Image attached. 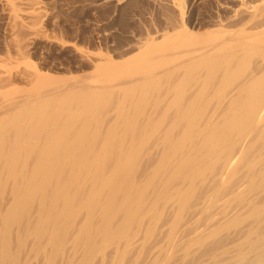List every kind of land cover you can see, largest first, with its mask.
Returning <instances> with one entry per match:
<instances>
[{"label":"bare ground","instance_id":"1","mask_svg":"<svg viewBox=\"0 0 264 264\" xmlns=\"http://www.w3.org/2000/svg\"><path fill=\"white\" fill-rule=\"evenodd\" d=\"M4 1L0 20L8 16L4 27L12 33L2 32L0 51L7 61L0 60L24 61L29 68L13 69L14 74L11 64V70L8 64V70L2 68L3 61L0 95L35 92L36 85L66 79L34 58L37 39L68 44L63 34L47 28V1ZM237 6L233 15L227 10L215 14L217 19L206 23L208 30L191 33L182 27L181 34L206 46L191 48L187 53L192 58L187 56L183 65L173 62L176 72L170 65L169 72L163 69L168 76L185 78L183 85H168L179 94L173 100L163 97L159 78L165 74L147 77L141 64L146 78L128 90L132 102L137 97L135 111L128 109L131 99L123 102L111 91L97 98L85 84L69 90L68 97L65 92L64 100L65 89L50 87L52 92L43 90V97L33 93L0 101V168H9L14 176L5 211L0 201V264H29L32 259L41 264H264V0H239ZM172 32L161 39L178 36L177 29ZM146 33L137 42L139 52L167 50ZM91 53L98 59L94 69L115 63L109 50L99 47ZM202 70L203 91L185 98L183 92L190 81L201 79ZM140 71L132 73L138 77ZM220 75L222 86L212 98L205 97V89ZM231 79L238 82L226 91ZM154 94L160 97L152 100ZM95 99L98 106H93ZM168 101L177 114L142 122L148 104L162 108ZM107 104L118 107L116 123L108 117ZM7 112L12 115L6 117ZM180 126L183 131L176 132ZM78 133L86 145L74 144ZM102 133L104 143L93 146ZM153 137L154 149L141 158L138 153Z\"/></svg>","mask_w":264,"mask_h":264},{"label":"rangeland","instance_id":"2","mask_svg":"<svg viewBox=\"0 0 264 264\" xmlns=\"http://www.w3.org/2000/svg\"><path fill=\"white\" fill-rule=\"evenodd\" d=\"M3 1L4 0H0V4L3 5V3H5V1L4 2ZM44 1L45 2L47 1L44 4H45V6L47 4V6H48V7H46L47 9L49 8L47 10L48 14L46 16L48 19L47 18L45 19L46 23L48 25L47 28L50 31L52 30L51 32H53V33H57V34L59 33L58 35L63 34L62 36L66 39L68 44L63 45L57 41L56 42L52 41V42L48 43V41L45 42V40H43L42 38L39 40L37 39L36 40L37 48L33 50L34 52H36V57H34V58L41 62V64L44 66V69L47 68V69H50V71L52 70L53 72L51 71V73L53 75H59L61 77L66 78V79H64V78H62V79H64L68 84L64 80L60 81V79H59L57 81H53V82L48 83V84L45 83L46 85H44V84L36 85V88L34 89L35 92H33V91L27 92L24 90V92H22V93H20V91L19 92L16 91V94L14 91H12L13 92L12 94L9 92V95H8V93L6 95L3 93L0 95L1 103H3L4 101L6 103H9L10 101H13L19 97L22 99L23 98H31L35 93H36L35 95H39V96L41 95V97H43L45 95H43L42 91L43 90H45V91L50 90L51 91V88L53 89L52 91L57 90V89L58 90L61 89V91H62L63 89H65V90H63L64 93L62 92L63 94L61 95V97L63 99V97L67 98L68 96L71 95V94L68 95V93H67L69 90L72 92L73 88H75V87L78 88V86L85 84L86 86L91 87V89L94 90L95 93H98L97 98L106 96V94L109 91H111V93H114L123 102H124V100H127V99L130 100L131 99L130 100L131 102H128L129 103L128 109H130L131 111H135L136 109H134V108L138 107L139 103L136 101L137 97H136V99H134V102H132L133 101L132 99L134 97H130L131 93H129V91L131 90V89H129V87L131 85H133L134 83L136 84V82H139V83L142 82V79H144L143 77L146 78V76L148 77V75L150 76L153 73L161 72L160 74H165V73H162V71L165 72L164 70L166 69V72H169L170 71L169 67H171V69H173L174 72H176L177 68L176 67L174 68V66H179V64H181V65L184 64V61H186L187 56L192 55V53L190 55H188L189 53H187V52H192L191 48L195 49V48H200V47L206 46V44H203L204 43L203 41H202V44H201V42L197 43L199 41L193 42L192 41V35L187 33L186 34L187 37H186V35H185L186 32L184 33L185 36L183 35V33L181 34V30H183L182 27L186 26L188 30L190 29L191 33H192V29L194 32H197V31L202 32L201 30H203V31L208 30L211 27L210 26L208 27V25L206 24L207 21L210 22L211 20H214V19L216 20L217 17L215 18V16L217 14H219L220 11H222V10H227V12L229 11L228 15H233L235 13V10L238 8L237 3L239 2V0L238 1L237 0H231V1L230 0H187V1L186 0L185 1L184 0H178V1L177 0H174V1L173 0H171V1L170 0H158L159 2L157 0H44ZM232 1H234V2H232ZM173 2H175V3H173ZM179 4H180V6H179ZM185 6H186V8H185ZM233 9H235V10L233 11ZM178 11H179V13H178ZM210 12H212V13H210ZM163 13H164V15H163ZM22 15L23 16L26 15L25 17H29V15L26 13H22ZM7 17L8 16L6 15V16H4L5 20H0L1 21L0 28H1L2 23H4L2 25L3 27H4V25H5V27H7V22H6V20H8ZM137 18H138V20H137ZM161 23H163V24H161ZM3 27L0 31V39L1 40L4 39L1 37L2 32L6 36H8V35L10 36L9 33H12V31H10V29L7 30V28L5 29V27L3 29ZM175 29H177V31H178V33H177L178 36H176V34L174 33L173 36H171V38L168 37L167 40H166V38L161 39L163 36L161 34H164L167 32L170 33ZM146 32H149V34L151 32L152 33L151 36L153 35L154 37H157V41H159L160 43L162 42L161 43V46H163L161 48L162 50L164 49V46H166L165 48L167 50H168V48H170L169 50H171V48L174 44L176 45V47L177 46L180 47L179 49H177V48H175V45H174L172 48L173 50L168 51L169 54H170V52L171 53L174 52V54L177 56H175V58H172V57H174V54H172L173 56L169 55L166 52L167 50L166 51L163 50V52H162V51H160V49H158V50L152 49L153 51L152 50L150 51L147 49L146 52H143V53L139 52V45L137 44V42L143 41L145 39V37H147V36H145L146 34L148 35V33H146ZM143 33L144 34L146 33V34L144 35ZM5 35H3V36H5ZM65 35H66V37H65ZM140 35H141V37H140ZM188 35H190V36H188ZM140 38H142V39H140ZM129 39H130V41H128ZM1 40H0V42H1ZM124 40H126V42ZM172 40H173V42H172ZM175 40L176 41L178 40V41L175 42ZM195 41H196V39H195ZM42 42L44 44H42ZM171 42H172V44H171L172 46H170ZM140 43L141 42H139V44ZM164 43H166V44H164ZM131 44L132 45L134 44V45L132 46ZM34 45H35V43H34ZM74 45H77V47H80L81 50H79ZM40 47L42 48L41 50L39 49ZM99 47L106 49V50H109L113 53V55H114L113 60L116 64L114 63L113 65H111L110 66L111 69L110 68L108 69V67H101V68L94 69L95 63L98 61V59H96V57H94L93 55H90V53L96 51V49ZM184 49H185V51H184ZM189 49L191 51H187ZM175 50L178 52L175 53ZM159 51L161 52L162 55L159 54L160 53ZM179 51H182L183 53L179 52ZM137 52H139L141 54H138ZM88 53H89L90 57H88L89 56V55H87ZM133 53H134V55H133ZM135 54H138V56L136 55L137 56L136 57ZM178 54H181L182 56H180ZM5 55H6L5 52L0 51V56L2 57V59L4 57L6 60ZM131 55H132V57H131ZM163 55L164 56L169 55L170 58L168 56L167 57L169 59L164 58ZM160 56L161 57L163 56L162 59ZM133 57H135L136 59H134ZM128 58L130 60L131 59H133V60H131L130 63L128 61L125 62V60H127ZM190 58H192V57L190 56L187 59L190 60ZM46 59H48L47 62L45 61ZM166 59H168V61L171 60L172 61V62L170 61L171 64ZM172 59H174V60H172ZM181 59H182V61H181ZM183 59H185V60H183ZM5 60H2L0 62V64ZM165 60L169 64L166 63ZM6 61L3 62V63H5V65H2V68L7 66V64L9 63V62L6 63ZM17 62H20L21 64L17 63ZM17 62L15 61V63H14V60H12V63L11 62L9 63L12 65L11 66L12 70L13 69L18 70V71H16L17 73L19 71H22L23 68L28 67L26 63H23L24 61H17ZM43 62H45L46 64ZM182 62H183V64H182ZM125 63H127V64H125ZM176 63H178V64H176ZM9 64H8V67L10 66ZM13 64H15V65L13 66ZM137 64H139V67H141L142 65H145L144 68L146 69L148 74L145 72V69L143 68V66H142L143 70H142V68H140L142 73L144 71V73L142 74ZM173 64H174V66H173ZM136 65H137L138 70L140 71L139 72L140 76L142 75L141 77L140 76L137 77V75H135L138 73V70L135 69ZM92 66H93V69H92ZM131 66H133V67H131ZM124 67H127L128 70H126V68H124ZM129 67H130V69H129ZM2 68H0V70ZM7 68H6V70H8V69L11 70L10 67L8 69ZM28 68L24 69V71H27ZM167 68H168V70H167ZM6 70L4 69V71H1L0 74L1 73L4 74L3 72H5ZM12 70L10 72L14 73L15 71L14 70L12 71ZM114 70H115V73L117 71V73H119V74H117V73L115 74ZM122 70H124L125 73ZM134 70L137 71L135 74L132 73V72H134ZM111 71H113L112 74H111ZM127 71H128V73H127ZM129 71H131V73H129ZM150 72H152V73L149 74ZM171 72H173V71L171 70ZM205 74H206V72L204 70H202L201 71V75H202L201 79L195 80L193 83H192V81H190L188 87L183 92L184 93L183 96L185 98H192L196 94H198L199 92L203 91L202 86H204V80H205V78H203L204 77L203 75H205ZM165 75H167V74H165ZM165 75L163 77L159 78V83L161 85L162 91L166 92V93H164L163 97H166L168 99L173 100L174 98L179 97V94H178V92H177V94L171 93L172 91L170 90V88H168V85L170 83H180L179 85H183L185 78L183 76L178 77L175 74L174 75L170 74L171 76H168V75L165 76ZM135 77H136V79H135ZM232 80L233 79H231L229 84L225 86L226 91H230L234 86H236L238 80H235V79L233 81ZM223 81H224L223 76L220 75L219 77H217L213 81L212 87L211 88L208 87V89H205V91H204L205 97L212 98L214 95V91L218 87L222 86ZM73 83H74V86H73ZM22 84H26V83L22 82ZM59 85L61 87H59ZM62 85L64 88L62 87ZM125 85H126V87H125ZM66 88H67V91H66ZM169 90H170V92H169ZM70 91H69V93H71ZM65 94L67 95V97L63 96ZM131 96H134V95L131 94ZM157 97H160V96L154 94V97H152V100L154 98H157ZM161 98H162V96H161ZM43 99L44 98H42V101H43ZM98 100L99 99H95L93 106H98ZM135 103L137 106L135 105ZM108 104H107V106H108V108H107L108 117L112 120L111 123H116L117 116H118V112H117L118 107L116 105H108ZM157 107L158 106L154 105L153 103L148 104L146 107V112L142 116V122H147L148 120H150L154 117L160 118L161 115L165 116V115H168L169 113H171V114L176 113L177 114V112L173 108L172 102H170V101H168L165 105H163L162 108H157ZM36 110H38V109H36ZM37 113H35V114L37 115ZM39 114H43V112L40 113V111H39ZM4 115L6 117H9L12 114H11V112H7ZM185 121L186 120L183 119L181 124L183 125L185 123ZM106 128H108V127H106ZM164 129L168 130L169 126L165 127ZM183 129H184L183 126H180V127L175 128L174 130L176 132H181V131H183ZM102 131H105V127L102 129ZM60 134H62V133H60ZM60 134L58 136H60ZM104 136H105V133L104 134L102 133L100 135V137L97 136L96 141H95L93 146H95V144H96V146L102 145V143H104V140L106 139V137L104 138ZM65 137L66 136L62 134L61 137H59V139L61 138L63 140V138H65ZM73 137L75 138V140H77V141H75L74 144L79 146L82 143V141H79L80 140L79 138H81V134H80V137H79V133H78V135H73ZM183 138L186 141L189 140L186 137H183ZM156 141H157V137H153L151 139V143L149 145L145 146V148H143V150L140 151L138 153V155L141 158H144L148 152L150 153L154 149ZM78 142H79V144H78ZM82 144L86 145V143H84V142ZM107 146L108 145L106 144L105 147H107ZM27 153H28V151H24L23 155L25 156V155H27ZM2 161H3V159H2ZM1 164L2 163L0 160V165ZM8 169L9 168H6V169H3V167L0 168V170H2V172L0 171L2 173V175H1L2 177L0 176V183L3 180L0 185L7 183V181H8V183L10 182L9 184L8 183L6 184V187H8L6 189H5V185H3L4 187L0 186V193H1L0 194V201L2 202L1 204L3 205L2 208H5V207L7 208L10 205V202H11L10 197H12V194H10L11 189H9V187H10L11 183L14 184V182L12 181V180H14V178H12V177H14V176H13L12 171L10 169L9 170ZM5 170H7V172ZM10 174H11V176H10ZM12 186H11V188H12ZM3 189H4V192H3ZM6 208L4 209V211L6 210ZM204 215H206V214L204 213ZM197 218L204 219L205 216H204V218L202 216L201 217L197 216ZM199 220L200 219H198V221ZM200 222H201V220H200ZM200 222H197V223H200ZM30 261H29V264H35L37 260L32 259L33 262L32 261L30 262ZM25 264H27V263H25ZM36 264H41V263H38V261H37Z\"/></svg>","mask_w":264,"mask_h":264}]
</instances>
